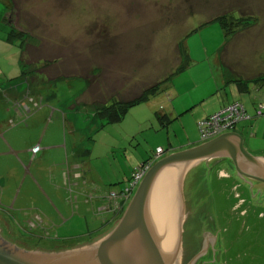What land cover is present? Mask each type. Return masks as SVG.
Listing matches in <instances>:
<instances>
[{
  "label": "rangeland",
  "instance_id": "rangeland-1",
  "mask_svg": "<svg viewBox=\"0 0 264 264\" xmlns=\"http://www.w3.org/2000/svg\"><path fill=\"white\" fill-rule=\"evenodd\" d=\"M9 5L10 10L22 9L20 21L17 15L9 19L21 22L17 28L40 49L25 56L33 64L24 66L25 77L19 83L31 95L11 102V110L0 107V122L5 121L6 129H27L45 108L41 99L46 92L43 97L32 92L57 86L59 103L70 99L64 109L69 122L76 120L90 137L78 155L80 168L65 167L61 173L50 162L37 171L36 159L32 161L29 153L35 139L31 134L15 139L12 150L17 154L9 140L0 137V242L2 237L28 252L59 253L92 244L123 217L113 221L107 210L117 206L112 194L128 186L131 171L140 162L154 160L157 147L167 155L171 146L180 152L188 149L182 146L190 141L200 142L197 127L187 133L178 119H161L175 96L173 84L183 94L180 101L190 100L185 90L196 91L203 83L213 86L206 78L210 72L198 69L210 70L214 59L185 60L179 41L183 44L190 37L187 49L202 48L205 40L216 36V27L199 35L190 33L192 29L227 12L228 22L242 18L244 30L253 23L243 22L246 18L264 22V0H10ZM212 6L213 11L206 13ZM235 11L239 13L232 14ZM253 30L260 42L264 27ZM235 33L253 36L250 28ZM253 41L247 39L242 52L235 50L231 62L224 59L223 63L236 66L241 62L236 56L241 54L252 61L257 51ZM58 77L54 85L50 78ZM160 81H164L161 91L131 107L120 123L96 118L88 124L103 104L135 99ZM56 112L61 113L50 111L49 117ZM17 156L20 164H13ZM205 170L207 165H198L192 173ZM208 172L207 180L196 181L210 193L208 202L187 208L185 199L188 238L201 233L210 242L216 238L212 254L218 264H264V194L258 195L257 185L246 183L225 166ZM192 183L190 179L186 184L187 191ZM199 209L207 211L206 219L201 214V222L194 218ZM207 257L203 252L193 264H205Z\"/></svg>",
  "mask_w": 264,
  "mask_h": 264
},
{
  "label": "crops",
  "instance_id": "crops-1",
  "mask_svg": "<svg viewBox=\"0 0 264 264\" xmlns=\"http://www.w3.org/2000/svg\"><path fill=\"white\" fill-rule=\"evenodd\" d=\"M9 1L10 0H0V107L3 110H11L12 107L10 106V103L20 100L25 94H27L23 91L25 89L22 90L19 85L20 80L23 78L13 81H11L10 78L13 79L16 74H24V66L33 64V61H27L25 56L29 55L30 50L40 49V45L36 44V42H32V40H26V42L21 45L20 42H18L19 39L13 42L8 39V35L13 29L21 32L16 26H20L21 22H13L14 18L10 20L8 17L11 15V12L8 13L10 11ZM213 6L208 8L206 13H211L210 11H213ZM13 15L16 17L15 14ZM13 15L11 17H13ZM222 15L224 14L217 15L209 19L207 22ZM18 20L20 21V18ZM207 22H201L190 32L199 35V33H203L216 27L217 32L214 31L216 36L213 37V39L210 38L207 41L205 40L202 48L187 49V44L193 39L190 37L186 39V41L184 40L183 44H181L182 41H179L178 44L184 45L183 58L185 59L192 57H199L198 59H201L203 56L207 59H214L215 65L211 66L210 70L207 69L204 71L202 68L198 69L200 73L207 71L210 72V75L207 73L206 78L209 79L213 86L210 87L208 83H203L201 86H197L196 91L185 90V93L188 91V97L190 100L187 101L184 99L183 101H180L183 94H181V91L175 87V84H173L172 90L174 91L175 96L174 98L172 97L173 100L169 105L170 107H168V113L161 115V119L164 121L178 119L183 125L184 131L187 133L191 127L198 128V124L201 120L219 112L231 103H242L247 112L251 115H255L260 103L264 105V49H262L264 48V35L261 34L263 38H260L261 41L258 42V39H256L258 38V34L254 33L253 30L264 27V22H262L259 17H255L253 20L248 21L253 23L245 30L250 28L253 33V36L249 37L254 40L253 42L256 46L255 51L257 50L256 55L252 58V61H250V58L249 60L246 59V54L237 55L236 58L241 60V62H238L236 66L228 65L227 62L230 63L234 58L235 50L237 53L242 52L247 39H250L249 37L247 38V33H243L242 35L235 33L237 35L232 34L226 37L218 22H211L206 25ZM244 28L245 27H240L239 30L241 29L245 31ZM185 43L187 46H185ZM20 45L21 47L19 48ZM27 45L30 46V48L23 56L22 52L27 49ZM224 59L227 60L226 63H223ZM178 78L179 76L173 80V83H175ZM241 82L247 84V89L243 91L240 89ZM208 87L210 88L207 89ZM52 88L50 87L49 89L51 90ZM30 89L31 86L29 91ZM31 91H33V88ZM44 92L45 90L42 91L35 88L32 93L43 97L42 94ZM69 100L70 99L66 100L64 103L60 102L58 105L56 104L55 107L52 105H43L45 108H43L41 113H38V115L36 114L37 116L32 118L31 125L27 129H6L4 126L5 121L2 120L0 122V137L7 138L10 143L11 151L13 154H17L18 152L12 150V145H15V139L26 135L25 132L31 134V138L34 136L35 139L31 142L33 145L29 153L32 155V161L36 159L37 171L43 167L42 164L46 162H50L54 165L60 173L65 167H71L73 170L79 169L80 165L79 162H77L78 155L81 154V151L84 148L83 145H85V142L89 140L90 137L79 128L76 120H71L72 123L69 122L68 116L64 110L65 108L67 109ZM55 110H59L62 114L56 112L58 114L54 113L49 117L50 111ZM6 112H9V114L11 113V111ZM96 118H98L97 114L88 121V124L94 119L96 120ZM230 133H235L240 137L242 144L249 155L253 157H264V117H254L249 121L242 122ZM202 144L205 143L190 141L188 145H183L182 147L188 148L186 150H189ZM36 146L40 147V151L34 156L32 149ZM158 148L161 147H157V149ZM177 149V147L171 146V151L169 150L168 154L166 155L165 153L162 157L178 153L179 151H174ZM86 152H88V150ZM222 158L226 164L234 166V160L224 155H212L209 156V158L196 162L194 165L203 166L204 163L211 164L214 160ZM49 159L53 160L50 161ZM146 161L148 160L140 162L136 167ZM16 162L20 164L18 156L12 161L13 164ZM40 163L41 165L39 167ZM236 163L240 171L251 176L250 178L243 173L240 178L253 181L254 185L258 186V195L264 194V177L250 171L245 165H242L238 161H236ZM132 172L133 171H131V175ZM76 175L80 178L79 174ZM130 177L128 178V181ZM122 178L125 180L124 176H122ZM0 180L2 181V177ZM116 180L117 179H113L114 182ZM118 208L117 205L114 209L111 208L110 210H107L114 215L112 219L113 221L118 219L116 217Z\"/></svg>",
  "mask_w": 264,
  "mask_h": 264
},
{
  "label": "water",
  "instance_id": "water-1",
  "mask_svg": "<svg viewBox=\"0 0 264 264\" xmlns=\"http://www.w3.org/2000/svg\"><path fill=\"white\" fill-rule=\"evenodd\" d=\"M212 155L232 158L239 176L244 172L236 161L264 177V157L249 155L238 135L225 133L156 162L121 220L92 244L59 253L28 252L1 237L0 264H193L203 252L208 255L205 264H218L213 243L207 248L211 242L205 233L188 238L184 218L185 175L196 162Z\"/></svg>",
  "mask_w": 264,
  "mask_h": 264
},
{
  "label": "trees",
  "instance_id": "trees-1",
  "mask_svg": "<svg viewBox=\"0 0 264 264\" xmlns=\"http://www.w3.org/2000/svg\"><path fill=\"white\" fill-rule=\"evenodd\" d=\"M21 10L22 9H20L19 7H17V10L13 7L12 10H10L8 12V13L11 12V15H9L8 17L12 16L13 14H15V15H17L19 17L20 16L19 13H21ZM237 13H239V12L235 11L232 14H237ZM241 19L238 20L237 22H234V21L233 22H228L227 20H229V17H228V12H227V13H224V15L218 16V17L212 19L210 22H207L206 25H208L209 23H211L213 21H218L219 25L221 26L222 30L224 31L225 36L227 37V36H230V35L234 34L240 28V25H241V22H242ZM245 21H249V18H246V19L243 20V22H245ZM231 26H232V28H231ZM8 36H9L8 39L10 41H12V42L19 39L18 42H20L21 45H23L26 42V40H28L26 33L23 34L22 32H19L16 29H13L9 33ZM26 47H27V49L24 52H22L23 56H24L25 52H27V50H29V48H30V46H28V45ZM185 60H188V59L186 58ZM182 65L186 66V61ZM24 77H25V75L23 73H22V75L21 74H16L13 77V79L10 78V80L13 81V80H17V79L24 78ZM60 79H61L60 77H58V78H50V81L51 82L55 81L54 82V85H55L56 82L59 81ZM168 79L169 78L165 79V81L168 80ZM263 81H264V78H263ZM163 83H164V81H160L159 83H157V84L151 86L150 88H148L147 90H145L137 98L129 100V101H126V102H122V101L116 102L114 99H112V101H110L109 103L103 104V108L100 109L96 113L97 117L99 119H101V120H104V121L106 120V123H109V124L110 123H114V124L120 123L124 119L127 111L131 107H133L134 105H136L139 102L144 101L145 99L149 98L150 96H153V95H156L157 93H159L161 91V87H162ZM57 88L58 87L56 86V87H53L51 90L50 89H45L46 93L44 94V97L41 99L42 100V105L55 106L56 104L57 105L59 104ZM240 89L242 91L247 89V84L241 82L240 83ZM55 100H58V102H55ZM234 103H236V102H234ZM231 104H233V103H231ZM231 104H229V105H231ZM209 117H207V118H209ZM207 118H205V119H207ZM205 119H203V120H205ZM151 160H153V159H151ZM135 169L133 170L129 181L132 179V176H133V174L135 172ZM113 199L119 201L118 204H117L119 208L117 210V216H116L117 218H119L118 215H123L125 213L126 207L128 205V202L125 199H123V198L116 197V198H113Z\"/></svg>",
  "mask_w": 264,
  "mask_h": 264
},
{
  "label": "built area",
  "instance_id": "built-area-1",
  "mask_svg": "<svg viewBox=\"0 0 264 264\" xmlns=\"http://www.w3.org/2000/svg\"><path fill=\"white\" fill-rule=\"evenodd\" d=\"M254 117H264V105L260 103L255 115H251L247 112L245 106L239 102L233 103L219 112L213 114L209 118L202 120L199 125L200 142L207 143L211 140L218 138L219 136L230 133L242 122L249 121ZM40 151V147L36 146L32 149V153L35 156ZM165 151L162 148L156 150V156L154 160L139 165L132 176V179L128 182V186L123 189L119 194H112V198H123L127 202H130L133 198L137 188L150 171L154 163L164 154Z\"/></svg>",
  "mask_w": 264,
  "mask_h": 264
},
{
  "label": "flooded vegetation",
  "instance_id": "flooded-vegetation-1",
  "mask_svg": "<svg viewBox=\"0 0 264 264\" xmlns=\"http://www.w3.org/2000/svg\"><path fill=\"white\" fill-rule=\"evenodd\" d=\"M204 165H207V167H209V170H205V171H201L199 174H197L198 173V171L197 172H194V173H192V171L197 167V165L195 166V165H192L191 167H190V169L188 170V172L186 173V175H185V178H184V182H183V190H184V196L186 197L185 199H186V205H187V208L188 207H191V205L193 206V205H195V204H197L198 205V203H202L203 201H207L208 202V200H207V198L206 197H209L208 196V194H210V193H208L207 192V189L205 188V186L203 185V183H201V181L202 182H204L205 180H207L206 179V177H207V175L209 174V172L208 171H211V172H213L215 169H217L218 167H223V166H225V167H227V168H229V170H233L234 172H236V174H237V171H236V169H235V167L234 166H232L231 164L229 165V164H226L225 162H224V159L222 158V159H217V160H214L211 164H209V163H204ZM227 165V166H226ZM221 171V170H220ZM221 172H223V175H225L226 173V171H221ZM192 173V174H191ZM238 175V174H237ZM226 176V175H225ZM239 176V175H238ZM191 177H193V178H191ZM229 177H230V175H229ZM190 179H193V183L190 185V188L188 189V191H187V189H186V184H188V186H189V183H190ZM201 179V181L200 182H196V181H198V180H200ZM243 181H245L246 183H248V184H251L252 185V183H253V181H250V180H248V179H245V178H243L242 179ZM207 183V182H206ZM253 186H254V183H253ZM189 196V197H188ZM237 197H241V195L238 193L237 194ZM189 199V200H188ZM241 200V199H240ZM241 204H244V202H243V200L240 202ZM195 207V206H194ZM208 208V205H207V207H206V209ZM203 212H204V216H205V218H203V220L204 219H206L207 218V215H206V212H205V210H201L200 211V209H199V214H198V212L196 213V215L197 216H195L194 218L196 219V220H198V221H200V220H202V218L200 217L201 216V214H203ZM191 213H193V212H190V214ZM189 214V215H190ZM189 217V216H188ZM201 222V221H200ZM211 235H214L213 233H210ZM215 238V237H214ZM200 239H201V237H200ZM199 239V240H200ZM215 241H216V238H215ZM214 241V242H215ZM186 242V241H185ZM214 242H211V243H209L208 242V247L207 248H209L210 247V245L212 244V243H214ZM187 243V242H186ZM18 245H16V247H17ZM203 246H204V243H203ZM19 249H22V250H25V251H28V250H26V249H23V248H20V247H18ZM196 250H198V247L196 246V248H195ZM195 250V251H196ZM30 252H37V250L36 249H34V250H29ZM199 251V250H198ZM199 253V252H198Z\"/></svg>",
  "mask_w": 264,
  "mask_h": 264
},
{
  "label": "clouds",
  "instance_id": "clouds-1",
  "mask_svg": "<svg viewBox=\"0 0 264 264\" xmlns=\"http://www.w3.org/2000/svg\"><path fill=\"white\" fill-rule=\"evenodd\" d=\"M211 141H212V140H211ZM209 142H210V141H209ZM200 143H201V142H200ZM164 151H165V150H164ZM165 153H166V151H165ZM165 153H164V154H165ZM164 154H162V155H164ZM162 155H161V157H160L156 162H158L160 159L164 158V157H162ZM146 162H147V161H146ZM156 162H155V163H156ZM155 163H154V164H155ZM140 165H141V164H140ZM153 166H154V165H153ZM153 166H152V167H153ZM137 189H138V188H137ZM136 191H137V190H136ZM133 196H134V195H133ZM132 199H133V198H132ZM132 199H131V200H132ZM128 203H129V202H128Z\"/></svg>",
  "mask_w": 264,
  "mask_h": 264
}]
</instances>
